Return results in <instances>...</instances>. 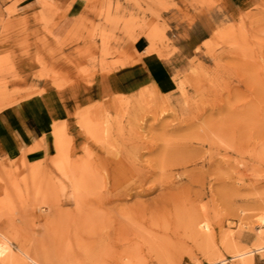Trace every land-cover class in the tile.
I'll list each match as a JSON object with an SVG mask.
<instances>
[{"label": "rangeland", "instance_id": "obj_1", "mask_svg": "<svg viewBox=\"0 0 264 264\" xmlns=\"http://www.w3.org/2000/svg\"><path fill=\"white\" fill-rule=\"evenodd\" d=\"M2 112L0 264H264V0H0Z\"/></svg>", "mask_w": 264, "mask_h": 264}, {"label": "crops", "instance_id": "obj_2", "mask_svg": "<svg viewBox=\"0 0 264 264\" xmlns=\"http://www.w3.org/2000/svg\"><path fill=\"white\" fill-rule=\"evenodd\" d=\"M30 2L26 3L28 6ZM148 39L144 36L136 37L131 45V54L136 59H141L135 64L125 65L114 73L112 82H110L111 87L118 90L120 93L125 91L135 90V88L146 83V81L152 80V78L157 77L158 71H160L157 59L153 58L152 54L146 59L144 56L149 48ZM140 56V58H137ZM43 101V100H42ZM40 99H34L32 102L24 104L19 113L24 117L22 124L23 132L32 142H38L43 139V126L45 120L48 117V112L44 111V105ZM43 105V106H42ZM46 113V114H45ZM8 116L0 114V129L1 132L8 131ZM47 125V122H45ZM257 241V238H256ZM253 257V256H252ZM252 259L246 260L243 264H251Z\"/></svg>", "mask_w": 264, "mask_h": 264}, {"label": "bare ground", "instance_id": "obj_3", "mask_svg": "<svg viewBox=\"0 0 264 264\" xmlns=\"http://www.w3.org/2000/svg\"><path fill=\"white\" fill-rule=\"evenodd\" d=\"M264 233L263 234H260L259 233V235H258V237H257V247H256V249H257V252L258 253H262V252H264ZM229 248L231 249V251L233 252V253H235V256H234V258H240V259H243V258H245V257H247L251 252H246V251H241L237 246H232L231 245V247L229 246ZM252 254V253H251ZM3 255V254H2ZM214 255H216V254H214ZM212 256V255H211ZM213 259V258H212ZM245 260V259H244ZM246 261V260H245ZM245 263V262H244Z\"/></svg>", "mask_w": 264, "mask_h": 264}, {"label": "built area", "instance_id": "obj_4", "mask_svg": "<svg viewBox=\"0 0 264 264\" xmlns=\"http://www.w3.org/2000/svg\"><path fill=\"white\" fill-rule=\"evenodd\" d=\"M229 261H231V260H225L223 262H218L217 264H228Z\"/></svg>", "mask_w": 264, "mask_h": 264}]
</instances>
